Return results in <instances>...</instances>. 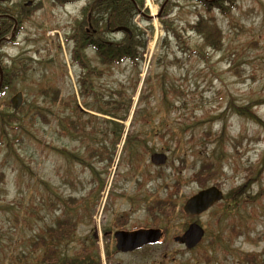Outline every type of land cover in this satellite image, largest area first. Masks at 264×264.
<instances>
[{
    "label": "rangeland",
    "instance_id": "374dc122",
    "mask_svg": "<svg viewBox=\"0 0 264 264\" xmlns=\"http://www.w3.org/2000/svg\"><path fill=\"white\" fill-rule=\"evenodd\" d=\"M217 1L218 3L206 6L202 0H138L140 14L137 12L131 15L129 27L132 35H137L142 41L145 39V44L139 48L136 66L127 61L113 67L101 66L103 69L101 77L94 78L95 84L102 89L106 99L110 101L131 99L130 113H135L133 119L130 116L126 121V127L134 131L137 129L135 122L137 121L138 130L153 135L148 140L149 144L153 143L156 151L168 153L170 163L168 161L163 170L169 182L178 176L181 177V198L190 196L199 189L198 184L191 180L193 173L191 163L199 160V153L195 151L211 152L214 150L215 141L213 137H204L208 122L195 124L182 138L180 146L181 151L187 156L189 165L177 174L179 169L177 167L181 165L178 160L180 152L175 149L173 142L167 145L160 139L165 123L166 127L172 125L179 130L187 123L212 120L213 116L218 117L221 112L225 113L219 120H214L212 130L214 133L224 122L228 126V139L224 141L227 152L224 158L225 167L218 177L226 194L244 182L246 174L244 167L250 162H258L264 151V123L236 114L233 109L225 110L230 101L237 105H249L257 99H264V0ZM9 2L10 0L7 1ZM83 3L84 0L66 5L53 4L51 0H20V4L27 6L30 15L26 14L22 21L21 17L20 19L18 17L11 26L10 24L0 26V42L2 39L4 41L0 45V66L4 68L3 70L8 72L12 65H16L17 61L13 60L15 59L13 57L25 58L35 65L31 77L42 74L45 75V80L56 81L54 83L59 84L61 93L65 96L73 91L79 92L77 79L83 70L79 64H73L70 44L73 48L76 47L77 53L74 52L76 55L84 57L90 55L88 59L93 60L92 64L98 60L94 50L80 48L79 43L82 40L75 42L72 38L80 37L88 28L85 24L83 31L78 28L81 18L73 24L79 17L76 14ZM40 5L41 7L37 8ZM207 8H210V11ZM201 15L212 17L215 25L223 33L224 46L220 51L205 49L209 60L192 52L193 49H199L203 37L189 28ZM99 21L102 24L97 27L94 23L95 27L89 28L87 36L90 35L100 42L126 41L127 38H123L124 34L121 32H103L105 23L100 19ZM142 33H145L144 38ZM67 40H70V44ZM232 58L235 60L231 62ZM147 78H150L148 84L145 82ZM163 85L167 89H174V92L167 96L172 103L170 112L161 110L165 104L162 95ZM16 87L23 91L22 83H18ZM11 89L9 86L0 94V109H4L15 93ZM148 93L149 96L139 100L141 95ZM24 94L26 98L25 91ZM80 99L84 101L81 96ZM252 109L264 120V103L253 106ZM141 114L152 115L151 123L143 124ZM42 129L44 131L40 130L39 136L50 144L33 140L25 145L24 149H22L24 146L18 148L30 171L20 162L15 166H3L4 151L0 150V234H3L0 238V247L4 251H0V264H4L1 262L9 253L4 236L8 238L11 234L23 238L24 231L28 234L32 232L30 229L12 228L16 215L23 219L24 207L28 208L31 205V178H41L33 182L37 184L38 190L44 191V183H48L66 197L70 195L69 203L72 209H81L87 202L94 204L93 214L96 218L94 215V218L80 225L79 232L82 236L87 235L96 226L98 219L100 222L106 219L107 222L116 212L122 210L132 211V217L141 220L146 216L142 198L147 195L149 188L152 190L156 187L161 195L165 194L160 185L164 186L162 180L143 182L144 185L139 188L137 182L138 179H142L141 175L128 177L130 173L125 165L127 155L126 148L122 147L123 140L117 145L116 160L112 166L104 167L94 161L91 162L90 168L84 167L76 159L72 160L53 147L73 149L77 141L58 138L53 133L51 125H46ZM191 134L194 140L189 142ZM121 151L123 153L119 160ZM148 158L149 156L147 160ZM142 169L156 170L153 166ZM2 172L4 177L1 179ZM98 178L104 182L101 188ZM124 193L126 194L123 196ZM136 194L139 195L141 203H136L137 201L133 199ZM33 199L35 200V197ZM219 210L220 207H216L202 214L199 219L207 231L210 229V237L216 238L221 233L216 240L215 249L226 252L223 255L220 253L221 258L215 264H242L246 254L261 253L263 258L264 173L261 180L252 184L241 195L237 207L227 211L243 214L242 218L236 221L240 228L256 223L254 231L249 232V235L237 237L234 242L235 234L230 230V223L233 220L217 214ZM42 213L49 220L53 211L44 209ZM177 222L171 233L175 234L183 229L185 220L177 219ZM34 223L36 224L34 230L43 225L36 217ZM170 244L171 248L169 247L168 251L160 247L133 255L115 254L113 246L108 250L99 247L100 264H157L155 256L164 253H171L169 256L171 264H182L183 262L179 261L173 263L172 256L179 253L182 258L188 260L195 256V253L181 251L179 247L175 250L172 247L173 242ZM206 244H209V239ZM22 246L26 249V244L22 243ZM78 246L74 241L70 242L64 248L65 253L73 254Z\"/></svg>",
    "mask_w": 264,
    "mask_h": 264
},
{
    "label": "trees",
    "instance_id": "16d2710c",
    "mask_svg": "<svg viewBox=\"0 0 264 264\" xmlns=\"http://www.w3.org/2000/svg\"><path fill=\"white\" fill-rule=\"evenodd\" d=\"M105 1L102 9H97L95 13L99 14L98 18H106V25L114 27L117 25H129L130 17L136 11V7L131 0H103ZM94 6L100 8L102 1H93ZM220 4V3H219ZM1 5V4H0ZM2 6V5H1ZM210 11V8H207ZM100 12V13H99ZM93 14V13H92ZM98 20H96L97 24ZM92 23H95V19L92 18ZM193 30L200 33L203 37V41L199 49H193L192 52L200 55L209 60V56L206 54L205 49L220 51L224 46L223 34L219 30L212 17H204L197 21V23L190 26ZM107 31L108 28H107ZM144 38V34L142 33ZM84 41H88L86 45L92 44L97 47L99 56L102 61L107 64V67L119 64L126 59L137 60L139 54V48L144 44L137 35H133L132 38H127L126 41L120 43H108L100 42L98 39H92L87 34L83 35ZM90 39V40H88ZM85 45V46H86ZM189 48V47H187ZM82 60V58H81ZM86 59H83V61ZM235 59H231V62ZM238 64V62H234ZM90 67V65H89ZM29 65L20 66L16 77L22 79H29ZM85 94L100 99V96L93 89V83L91 79L82 78ZM31 86L29 89L26 88L28 93V102L20 110V113L10 111L11 109L6 107L5 110L0 111V150H3V166H15L20 162L27 170L30 171V167L25 164L24 159L21 157L18 148L24 149L33 140H37L40 143L45 142V139L39 136L40 130H43L46 125H51L53 133L58 138H68L72 141H77V145L73 149L67 147L53 146L56 150L63 152L67 157L72 160L76 159L81 165L90 167L89 162H110L113 156V148L119 137L121 131V125L113 120L107 118H100L96 115L86 113L79 108L74 99L73 95L63 96L61 89L51 82H41L38 79H34L30 82ZM92 87V88H91ZM72 96V99H71ZM166 98V95H165ZM114 103V104H113ZM103 102L99 107H93L98 111L111 115L112 117H120L125 112L126 103L122 102ZM264 103V99H257L251 102L249 105H237L233 101L229 102V108H233L239 115H245L256 121L255 113L251 110L252 105H258ZM168 105L170 103L168 102ZM28 106V107H27ZM166 110L169 106L163 107ZM224 116V114L222 115ZM218 118V117H217ZM144 123H148L149 117L144 115L142 117ZM213 121L205 119L197 121L194 124H185L178 130V127L169 128L164 127V134L168 136V143L175 142V148L182 143V138L185 137L186 133L192 129L195 124H202L208 122L209 124ZM205 137H213L215 140V148L209 153H203L201 155V165L198 171L194 172L193 178L196 179L200 184L205 185L209 181H216L219 177L221 169L223 168V161L226 158V150L224 146L225 139H228L226 125H223L220 130L212 132L211 127L204 131ZM194 138L188 139L192 142ZM130 151L131 156L135 160H139L141 154L138 149L142 145L136 141H143L139 136H134L130 140ZM50 144V143H48ZM144 147V146H143ZM83 148V149H82ZM21 152V151H20ZM181 155V154H180ZM180 159L184 162L186 159L182 156ZM107 163V164H108ZM131 163V160H130ZM193 166L197 168V165L193 163ZM264 169V155L260 166L257 165L252 167L251 170L261 172ZM251 172V173H252ZM254 173V172H253ZM4 177V172L1 173V179ZM36 179L30 180V207H24V218L20 219L18 215L14 218L15 223L12 224V228L20 227L24 229H30L32 232L29 234L24 231L22 234L23 238H18V235H9V239L5 238V245L9 248V255L6 258L5 264H35L36 263V250L40 249L41 246L53 245L59 253H61V246L68 244L75 236L76 233V221L85 215L86 211L73 210L69 203V197H65L61 192L54 189L48 183H44V191L37 189ZM178 185V183H176ZM243 186L236 187L232 192V195L238 196L243 191ZM37 190V191H36ZM172 195V194H170ZM35 197V200L33 199ZM233 198V197H232ZM236 201V198H233ZM165 214L173 211L168 202L164 200L159 202ZM45 208L48 211L60 210L61 214L52 223H44L42 231L38 232L35 229L36 224L34 223V217L36 219L44 220V216L40 214L41 209ZM227 206H225V209ZM26 235V236H24ZM3 234H0V238ZM92 242V240H91ZM22 243L29 245V250L21 249ZM86 244V243H82ZM87 245V244H86ZM12 246L14 248H12ZM0 251L3 248L0 247ZM4 252V251H3ZM6 254V253H5ZM76 258L70 259L58 255V260L61 262H77L79 258L93 257L95 252L88 246H85L79 251L75 252ZM96 263L94 259H91V264Z\"/></svg>",
    "mask_w": 264,
    "mask_h": 264
},
{
    "label": "water",
    "instance_id": "95a60500",
    "mask_svg": "<svg viewBox=\"0 0 264 264\" xmlns=\"http://www.w3.org/2000/svg\"><path fill=\"white\" fill-rule=\"evenodd\" d=\"M122 28L123 27H119V29ZM22 100V92H18L12 98L13 107H19L22 104ZM165 160L166 155L163 153H154L152 155V161L157 164L163 163ZM220 198H222L221 190L212 186L201 190L197 194L190 197L185 203L184 209L189 214L200 213ZM202 233V228L198 224L193 223L189 229L178 238L183 242H186L188 246H192L199 241ZM159 235L160 232L157 229L138 230L134 232L119 231L116 232L118 240L117 247L122 250L132 249L142 245L143 243L156 241L159 238Z\"/></svg>",
    "mask_w": 264,
    "mask_h": 264
},
{
    "label": "flooded vegetation",
    "instance_id": "af4514ba",
    "mask_svg": "<svg viewBox=\"0 0 264 264\" xmlns=\"http://www.w3.org/2000/svg\"><path fill=\"white\" fill-rule=\"evenodd\" d=\"M127 214L125 213L124 214V218H125V220H127V223L125 224V225H123L122 227H119V228H124V229H127V230H133L134 228H131L129 225L133 222V221H135V220H133L132 218H129V217H127L126 216ZM176 219V218H175ZM174 219V220H175ZM198 219H200V217L198 218ZM177 223L178 222H172L171 223V225H177ZM150 225V224H149ZM147 225L148 227H151L152 225ZM162 228V227H161ZM162 231H163V235H164V239H163V242L164 243H162V247H163V249H166L167 251L169 250V247H170V243H168V239H166L167 237H168V230L166 231L165 229L163 230V228H162ZM111 232V231H110ZM206 237H207V235H206V233H205V236L203 237V239L201 240V243L198 245L199 247H203V241L206 239ZM165 240V241H164ZM178 246H180L181 244H177ZM151 246H154V245H151ZM146 247V246H145ZM147 247H150L149 245H147ZM165 251V250H164ZM165 260L166 261H169V255L168 254H165ZM50 264H54L52 261H50Z\"/></svg>",
    "mask_w": 264,
    "mask_h": 264
},
{
    "label": "bare ground",
    "instance_id": "6f19581e",
    "mask_svg": "<svg viewBox=\"0 0 264 264\" xmlns=\"http://www.w3.org/2000/svg\"><path fill=\"white\" fill-rule=\"evenodd\" d=\"M155 13V11L153 12V14Z\"/></svg>",
    "mask_w": 264,
    "mask_h": 264
}]
</instances>
